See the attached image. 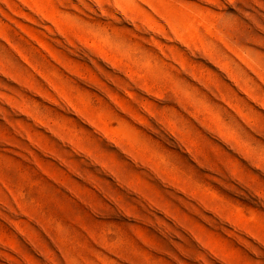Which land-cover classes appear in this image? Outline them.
I'll return each instance as SVG.
<instances>
[{
	"label": "rangeland",
	"instance_id": "rangeland-1",
	"mask_svg": "<svg viewBox=\"0 0 264 264\" xmlns=\"http://www.w3.org/2000/svg\"><path fill=\"white\" fill-rule=\"evenodd\" d=\"M0 264H264V0H0Z\"/></svg>",
	"mask_w": 264,
	"mask_h": 264
}]
</instances>
